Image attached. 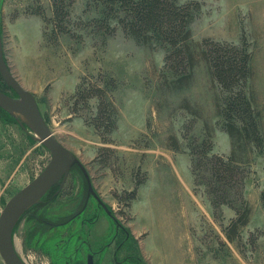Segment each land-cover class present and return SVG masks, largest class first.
<instances>
[{
  "label": "rangeland",
  "instance_id": "1",
  "mask_svg": "<svg viewBox=\"0 0 264 264\" xmlns=\"http://www.w3.org/2000/svg\"><path fill=\"white\" fill-rule=\"evenodd\" d=\"M87 1L74 0L71 25L92 15H82ZM178 1L201 5L190 25L194 53L207 38L247 46L252 77L245 89L260 112L264 139V0ZM51 2L0 0L4 60L35 97L54 137L82 164L106 210L74 166L58 195L19 219L14 246L20 258L26 264H88L87 257L93 264H264V147L259 152L225 131L218 114L222 91L206 63L200 60L178 88L163 68L164 50L137 44L121 29L105 41L90 30L81 39L55 37L53 25L37 14L51 19ZM96 88L116 108L110 133L92 124L98 99L76 96ZM0 89L14 95L1 77ZM1 110L0 214L50 160L29 128ZM205 133L213 153H233L245 172L244 226L237 194L231 192L230 206L214 207L206 182L194 181L191 138L200 141Z\"/></svg>",
  "mask_w": 264,
  "mask_h": 264
},
{
  "label": "trees",
  "instance_id": "2",
  "mask_svg": "<svg viewBox=\"0 0 264 264\" xmlns=\"http://www.w3.org/2000/svg\"><path fill=\"white\" fill-rule=\"evenodd\" d=\"M51 3L53 14L51 19H47L43 11H38L37 14L42 16L45 24L53 25L55 37L58 34H68L71 38L81 39L83 30H90V33L98 34L105 41L104 37H110L117 29H121L137 44L164 50L163 68L176 81L174 83H178V88L188 84L193 68L203 60L212 81L222 91L218 114L224 118L225 131L232 139L235 137L245 144H251L261 152L264 139L260 130V112L254 107L245 89L252 77V55L245 44L237 45L209 38L202 41L199 53H194L190 44L192 37L190 25L201 9L199 2L88 0L82 15L89 13L92 15L77 18L79 23L75 25H71L70 21V9L74 0H52ZM44 36L49 38L45 33ZM77 94L78 97L81 95L85 97L86 101L98 99L97 112L92 124L98 131L110 133L116 123V108L112 100H108L100 88ZM186 131L188 135L190 127ZM191 140L190 169L194 181L198 183L199 178L200 184L206 182L214 207L229 205L227 199L231 192L237 194L239 203L245 211L244 221L239 225L244 226L248 222L249 206L243 194L245 172L242 167L234 159L233 153L228 156L213 153V143L207 133L200 141L196 138ZM60 190L52 187L50 193L47 192L41 199H51V196L58 195ZM134 194L133 192L132 196ZM38 204L31 208L38 207Z\"/></svg>",
  "mask_w": 264,
  "mask_h": 264
},
{
  "label": "water",
  "instance_id": "3",
  "mask_svg": "<svg viewBox=\"0 0 264 264\" xmlns=\"http://www.w3.org/2000/svg\"><path fill=\"white\" fill-rule=\"evenodd\" d=\"M0 77L13 92L9 95L0 89V109L15 117L20 125H26L37 140L50 153V161L44 170L29 184L13 195L0 214V257L4 264H26L18 255L14 246V230L21 216L54 186L61 189L74 166L84 174L89 193L106 210L105 205L93 190L86 170L78 159L58 142L40 113L35 97L24 89L10 72L3 55L0 36ZM18 117L24 118L21 121ZM88 264H92L88 259Z\"/></svg>",
  "mask_w": 264,
  "mask_h": 264
},
{
  "label": "flooded vegetation",
  "instance_id": "4",
  "mask_svg": "<svg viewBox=\"0 0 264 264\" xmlns=\"http://www.w3.org/2000/svg\"><path fill=\"white\" fill-rule=\"evenodd\" d=\"M53 188H58L57 186H54ZM49 192V191H48ZM50 193V192H49ZM89 196H92L90 193H89ZM97 201V200H96ZM98 202V201H97ZM99 205H101V203H99ZM79 215V214H78ZM74 217V216H73ZM72 217V218H73ZM88 259H90L91 260V263L93 264V260H92V258L91 257H87V262H88Z\"/></svg>",
  "mask_w": 264,
  "mask_h": 264
},
{
  "label": "bare ground",
  "instance_id": "5",
  "mask_svg": "<svg viewBox=\"0 0 264 264\" xmlns=\"http://www.w3.org/2000/svg\"><path fill=\"white\" fill-rule=\"evenodd\" d=\"M11 116V115H10ZM13 117V116H12ZM19 119L21 120V121H24L25 122V119L24 118H21V117H19ZM53 135V134H52ZM53 137H54V135H53ZM33 138H34V140L36 141V136L33 134ZM55 138V137H54ZM56 139V138H55ZM57 140V139H56ZM58 141V140H57ZM59 142V141H58ZM50 161V160H49Z\"/></svg>",
  "mask_w": 264,
  "mask_h": 264
}]
</instances>
